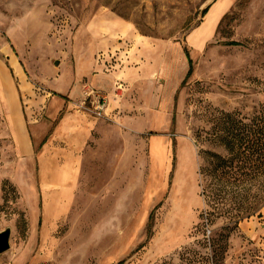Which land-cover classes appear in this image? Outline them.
Listing matches in <instances>:
<instances>
[{
  "label": "rangeland",
  "instance_id": "374dc122",
  "mask_svg": "<svg viewBox=\"0 0 264 264\" xmlns=\"http://www.w3.org/2000/svg\"><path fill=\"white\" fill-rule=\"evenodd\" d=\"M235 111L264 112V0H0V264H264V235L247 237L264 200L206 220L202 152L223 154L207 136ZM68 113L107 135L60 207L37 156Z\"/></svg>",
  "mask_w": 264,
  "mask_h": 264
},
{
  "label": "trees",
  "instance_id": "16d2710c",
  "mask_svg": "<svg viewBox=\"0 0 264 264\" xmlns=\"http://www.w3.org/2000/svg\"><path fill=\"white\" fill-rule=\"evenodd\" d=\"M207 11L205 8L202 15ZM229 45L237 43L230 42ZM183 52L188 70L182 85L192 74V61L186 47ZM207 140L222 148L223 154L202 152L204 165L200 168V175L205 184L201 185V192L211 209L206 213V220L226 215L237 221L241 214L250 213L264 200L263 193L248 201L252 187L264 183V112L260 111L251 118L236 111L220 112L213 120ZM159 205L150 212L149 221ZM117 264H124V261Z\"/></svg>",
  "mask_w": 264,
  "mask_h": 264
},
{
  "label": "crops",
  "instance_id": "0c3cea01",
  "mask_svg": "<svg viewBox=\"0 0 264 264\" xmlns=\"http://www.w3.org/2000/svg\"><path fill=\"white\" fill-rule=\"evenodd\" d=\"M127 128L133 129L130 125ZM99 130L101 131L100 134L98 133ZM113 131L116 133L119 130L113 128ZM103 132L102 126L94 119H90L81 113H68L51 137L41 145L37 156L39 176L43 180L45 194L52 193V198L60 207L71 200L73 185L87 155L88 150L86 148L89 140H95L93 137L95 134L98 139L107 135ZM120 157L118 153L113 155L115 163H119L112 172L115 177L123 170V165L121 166L120 162H124L125 158ZM262 226L251 228L247 237L253 238L264 235V222H262Z\"/></svg>",
  "mask_w": 264,
  "mask_h": 264
},
{
  "label": "bare ground",
  "instance_id": "6f19581e",
  "mask_svg": "<svg viewBox=\"0 0 264 264\" xmlns=\"http://www.w3.org/2000/svg\"><path fill=\"white\" fill-rule=\"evenodd\" d=\"M220 8H221V5L218 6V7H216V8H214V9H212L210 11V13L207 15V19H206V21L208 23H213L216 20L217 15L220 12ZM46 209H47V212L49 214H53V213L57 212L58 205H57V203H54L52 201H49V203L47 204V208Z\"/></svg>",
  "mask_w": 264,
  "mask_h": 264
},
{
  "label": "water",
  "instance_id": "95a60500",
  "mask_svg": "<svg viewBox=\"0 0 264 264\" xmlns=\"http://www.w3.org/2000/svg\"><path fill=\"white\" fill-rule=\"evenodd\" d=\"M10 235L11 230L9 228L0 232V254L9 249Z\"/></svg>",
  "mask_w": 264,
  "mask_h": 264
},
{
  "label": "built area",
  "instance_id": "2783aa9c",
  "mask_svg": "<svg viewBox=\"0 0 264 264\" xmlns=\"http://www.w3.org/2000/svg\"><path fill=\"white\" fill-rule=\"evenodd\" d=\"M93 95L94 97H97L96 100V104H95V109L97 110L98 114H101V110L104 108V97L100 96V95H96L93 92H91L90 94L87 93V97Z\"/></svg>",
  "mask_w": 264,
  "mask_h": 264
}]
</instances>
